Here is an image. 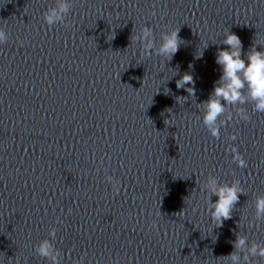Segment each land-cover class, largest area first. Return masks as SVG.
I'll return each mask as SVG.
<instances>
[{"label":"water","instance_id":"1","mask_svg":"<svg viewBox=\"0 0 264 264\" xmlns=\"http://www.w3.org/2000/svg\"><path fill=\"white\" fill-rule=\"evenodd\" d=\"M70 3L49 26L43 13L56 0H0V264H51L34 250L46 238L60 264H230L236 235L264 244L254 207L264 113L230 106L217 139L200 105L222 74L215 58L228 30L245 60L264 47V0ZM145 26L156 47L180 29L170 61L145 55L135 39ZM185 73L194 96L176 87ZM209 176L245 193L221 227L208 212Z\"/></svg>","mask_w":264,"mask_h":264},{"label":"clouds","instance_id":"2","mask_svg":"<svg viewBox=\"0 0 264 264\" xmlns=\"http://www.w3.org/2000/svg\"><path fill=\"white\" fill-rule=\"evenodd\" d=\"M70 9V0H56L55 7H49L43 13V19L49 26L58 22L62 23ZM179 31L180 29L162 32L159 47L155 46L153 31L147 26L140 30L135 39L141 43L145 55L155 54L166 57L170 61L183 43L179 37ZM7 39L5 31L0 29V43H5ZM221 43L228 46L225 49H218L215 58V62L221 66L222 74L215 82L208 100L200 104L203 106V124L217 139H219L220 129L225 123L224 120H220V117L225 115L230 106L251 103L255 111L264 113V47L257 50L256 44H253L246 53L247 59L245 60L242 58V42L236 34L228 30ZM186 85H194L193 76L190 73L183 74L176 81V87L177 89L183 88L189 95L194 96V87H185ZM238 114L244 119L247 118L243 110H238ZM228 118H230V114L226 119ZM230 150L233 153L234 162L241 168L246 167V161L237 149L232 147ZM105 180L114 187L119 183L110 175H105ZM205 188L209 193L208 212L210 218L217 222L218 227H221L225 220L232 218L240 195H245V193L240 187L239 181H235L231 185L221 184L213 176L207 178ZM212 196H216L218 199L213 202ZM254 207L255 218L257 220L264 219V195L256 197ZM49 237L51 240H55V228L50 229ZM233 248L234 251L224 256L230 264H250L252 257L264 258V244L249 243L247 235H236ZM34 250L40 257L50 260L51 264H60V253L50 239L46 238L40 241Z\"/></svg>","mask_w":264,"mask_h":264}]
</instances>
